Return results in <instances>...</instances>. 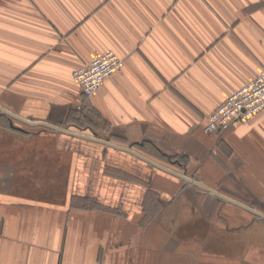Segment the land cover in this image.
Instances as JSON below:
<instances>
[{
	"label": "crops",
	"instance_id": "crops-1",
	"mask_svg": "<svg viewBox=\"0 0 264 264\" xmlns=\"http://www.w3.org/2000/svg\"><path fill=\"white\" fill-rule=\"evenodd\" d=\"M108 49L125 65L84 97L73 72ZM262 69L264 0H0V264H264V110L204 131ZM82 112L220 195L33 123L93 135Z\"/></svg>",
	"mask_w": 264,
	"mask_h": 264
},
{
	"label": "built area",
	"instance_id": "built-area-1",
	"mask_svg": "<svg viewBox=\"0 0 264 264\" xmlns=\"http://www.w3.org/2000/svg\"><path fill=\"white\" fill-rule=\"evenodd\" d=\"M125 60L115 50L108 49L86 65L76 69L71 78L84 97L92 96L109 76L122 71ZM264 110V69L243 83L208 114L204 131H225L232 124L247 121Z\"/></svg>",
	"mask_w": 264,
	"mask_h": 264
},
{
	"label": "water",
	"instance_id": "water-1",
	"mask_svg": "<svg viewBox=\"0 0 264 264\" xmlns=\"http://www.w3.org/2000/svg\"><path fill=\"white\" fill-rule=\"evenodd\" d=\"M0 108H1L3 111H5V112H7V113H9V114H11V115H14L12 112L6 110L5 107L3 108V107L0 106ZM33 123H35V124H43V125H46V126H50V127L54 128V129H58V130H60V131L66 132V133H68V134H72V135H75V136H79V137H83V138H87V139H92V140L100 141V142H102V143L108 144V145H110V146H113V147H116V148H119V149L128 150V151L134 153L135 155H137V156H139V157H142L143 159H146V160L149 161L150 163H152V164H154V165H156V166H158V167H160V168H163V169H165V170H168V171H171V172H173V173H176L177 175H179V177L181 176V177H183V178H186V179H188L189 181H192V182L196 183L197 185H199V186H201V187H204L206 190L208 189V190H211V191H212V189H211L210 187H208V186L206 187V185H204L203 183H201V181H200V179H199L198 176H195V177L192 179L191 177H188V176H186L185 174L179 173V172H177V171H173L172 169H169L168 167H165L164 165H161V164L157 163L156 161H153V160H151L150 158L141 155L140 153L138 154L137 151H134V150L130 149L129 147L122 146V145H118V144L112 143L109 139H102V138L98 137V133H96L95 131L93 132V133H94L93 135H88V134H83V133H79V132H76V131H71V130L68 129V128H63V127H60V126H57V125H53V124H50V123H46L45 121H44V122H33ZM212 192H214V193L220 195V193L217 192V191H214V190H213ZM255 212H256L258 215H260V216H262V217L264 218V214H263V213H260V212H258V211H255Z\"/></svg>",
	"mask_w": 264,
	"mask_h": 264
},
{
	"label": "trees",
	"instance_id": "trees-1",
	"mask_svg": "<svg viewBox=\"0 0 264 264\" xmlns=\"http://www.w3.org/2000/svg\"><path fill=\"white\" fill-rule=\"evenodd\" d=\"M69 120H74L75 124L78 128H81L82 126H88L89 128L93 129L94 131H97V128H95L96 123L93 122V118L90 114L82 112L81 114L77 115H72L69 117ZM166 159L170 160L174 165H180L185 163V160L181 157H175V156H169V155H164Z\"/></svg>",
	"mask_w": 264,
	"mask_h": 264
},
{
	"label": "rangeland",
	"instance_id": "rangeland-1",
	"mask_svg": "<svg viewBox=\"0 0 264 264\" xmlns=\"http://www.w3.org/2000/svg\"><path fill=\"white\" fill-rule=\"evenodd\" d=\"M101 130H104V132H106L105 134H107L108 133V131H107V127H104L103 129H101Z\"/></svg>",
	"mask_w": 264,
	"mask_h": 264
}]
</instances>
